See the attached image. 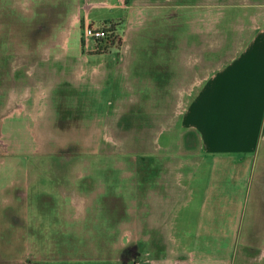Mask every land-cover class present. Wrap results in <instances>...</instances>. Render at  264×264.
Here are the masks:
<instances>
[{
    "label": "rangeland",
    "instance_id": "1",
    "mask_svg": "<svg viewBox=\"0 0 264 264\" xmlns=\"http://www.w3.org/2000/svg\"><path fill=\"white\" fill-rule=\"evenodd\" d=\"M249 18L228 0H0V264H156L175 212L194 231L207 174L182 115ZM251 241L228 264H264Z\"/></svg>",
    "mask_w": 264,
    "mask_h": 264
},
{
    "label": "crops",
    "instance_id": "2",
    "mask_svg": "<svg viewBox=\"0 0 264 264\" xmlns=\"http://www.w3.org/2000/svg\"><path fill=\"white\" fill-rule=\"evenodd\" d=\"M228 2L250 13L240 27V49L203 78L182 115L185 134L194 136L198 147L193 151L197 166L207 174L193 205L196 225L190 231L186 219L181 226L175 212L163 225L174 246L156 264H199L198 258L200 264H228L240 239L251 247L253 237L264 236V0ZM173 40L170 36L169 45H177ZM178 62L186 68L182 55ZM185 237L199 255L188 250Z\"/></svg>",
    "mask_w": 264,
    "mask_h": 264
},
{
    "label": "built area",
    "instance_id": "3",
    "mask_svg": "<svg viewBox=\"0 0 264 264\" xmlns=\"http://www.w3.org/2000/svg\"><path fill=\"white\" fill-rule=\"evenodd\" d=\"M84 37L86 39H94L96 43V48L107 47L111 43V31L106 27L98 26L93 27L90 24H86L84 27ZM119 50V48H117ZM120 51V50H119ZM124 50H122L123 52ZM186 110V108H185Z\"/></svg>",
    "mask_w": 264,
    "mask_h": 264
}]
</instances>
